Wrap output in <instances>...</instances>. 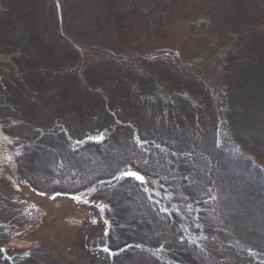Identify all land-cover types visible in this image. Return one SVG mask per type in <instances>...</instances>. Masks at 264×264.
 I'll use <instances>...</instances> for the list:
<instances>
[{"label": "rangeland", "instance_id": "374dc122", "mask_svg": "<svg viewBox=\"0 0 264 264\" xmlns=\"http://www.w3.org/2000/svg\"><path fill=\"white\" fill-rule=\"evenodd\" d=\"M103 1L92 0L94 8H91L87 5L89 0H82L80 5L76 0H46L53 11L58 41L48 43L42 39L38 46L44 45L45 48V45H48L55 48L58 42L69 46L78 56L74 64L79 67L78 71L73 66L79 73L76 77L61 74L63 72L57 70L47 74L42 72L39 74L41 76L37 75L36 79H33L32 75L36 72L34 69L31 73H22L23 68L19 72L16 60L23 63V59L20 60L18 56V53L22 52L10 45L16 39H26L27 31L18 20L12 25L5 24L0 29V43L6 47L5 52L0 50V264L3 260L13 263L32 255L41 257L39 264H106L104 257L106 254L113 260L114 251L103 243L110 226L105 214L107 203L102 198L91 197L104 181L102 179L97 180V183L89 181L92 178L90 173L106 172L107 161L96 152L102 154L108 149L104 143L107 140L109 126L114 127L111 125L112 122H107L108 113L112 112L113 119L120 121L118 116L121 112L118 108L130 109L129 111L141 118H138L142 120L139 121L141 128L156 129L159 134L173 139L172 144L175 146L188 149L195 167L200 163L202 167L205 166L203 169L206 170L202 169L205 173H212L209 161H213L214 158V142L221 144L222 139L225 140L226 130L223 122L227 118L225 115L227 109L223 104L220 107L217 103L220 95L218 84L213 83L210 78L215 75L217 77L216 67L221 59L228 58L235 39L227 32L204 34L200 30V26H204L206 20L212 18L215 0ZM257 2L264 12V0ZM1 3L2 0L0 11L3 9ZM81 9L91 18L90 27L74 25L71 22L72 15ZM110 18L117 20L115 25L111 24ZM58 48L60 47L54 50ZM32 50V58L35 59L32 63L37 64V61L40 62L42 59L40 49L34 45ZM107 63L110 65L106 66ZM212 64L213 69L208 67ZM203 68L205 69L198 70ZM206 71L207 75L203 73ZM15 73L21 78L18 93L20 98L8 88V82H14L12 76H15ZM188 79L202 82L205 90L210 88L217 107L214 126L211 119L212 123L200 122L198 129L192 131L191 127L182 128L170 122L167 125L158 115L152 118V115L158 114L159 111L157 102L163 103L170 96L176 98L175 86ZM87 84L105 87L96 88L98 91L103 90V94L98 91L92 92L93 95L90 92L84 93ZM166 86L173 88L172 94L166 90ZM50 90H55L56 93L71 90V94L74 95L73 101H85L89 102V105L93 101H99L101 104L102 96L103 104L99 109L92 104V107L87 105L86 108L80 107L74 112L70 109L61 110L68 114L69 119L55 116L51 121L53 129H48L38 120L35 112L31 114L26 112L29 108L35 107L34 102L37 103L40 97L45 98ZM23 92L31 97H22ZM228 92L231 96L232 90ZM109 98L113 99V101L110 99V105ZM26 100L33 104L29 106ZM114 101L118 103L117 106ZM18 106L23 109L20 113L17 111ZM86 119H89L88 122L92 121L94 125L92 129H89ZM117 120H113V123H118ZM61 121H67L66 125H62ZM80 126L84 129L82 130ZM211 132L214 133L213 138ZM61 133L80 139V141L71 139L75 144L71 148L84 147L82 145L85 143L94 144L89 147L87 145L84 152L68 155L69 159L63 163L59 162L60 152L54 153L51 157L49 153H42L38 149L36 153L26 150L27 146L32 148L39 143H52L54 146L53 143H60ZM98 144L102 148H96L95 145ZM225 146L233 154H240L234 140L229 139ZM66 153L67 149L65 155ZM28 154L34 156L35 163H30L32 168L29 166V170H24L23 163L25 155ZM56 156L59 158L55 159ZM72 159L80 169L75 170ZM128 172L143 177V182L125 175ZM213 173L215 174V171ZM125 177L158 188L154 179L130 165L118 168L111 183H118ZM211 178L214 181L211 187L216 204H220L226 218L237 221L238 236L244 239L250 237L264 240L262 239L264 223L258 222L259 220L252 215L249 218L245 217L244 213L248 212L239 209L240 206L238 207L234 196L226 192V188L222 189L224 184L217 183L214 176ZM57 192L68 196L69 201L51 200L48 204H43V201L48 202ZM77 204L81 205L79 208L85 210L86 214L80 228L70 229L69 241L72 242L76 255L66 256L63 260L60 255L55 254L57 246L43 247L40 242L43 234L37 231L46 226L48 229L58 230V227L61 228L60 225H65L61 219L63 216L69 218L65 223L75 222L71 214H74ZM207 205H212V202H207ZM51 251L56 256L55 259L51 257ZM147 252L137 251L130 259L134 264H141L145 261L151 262L149 257L151 252L161 256L160 250L147 248ZM163 259L168 261L167 257ZM120 261L119 259L117 263H124V260Z\"/></svg>", "mask_w": 264, "mask_h": 264}, {"label": "trees", "instance_id": "16d2710c", "mask_svg": "<svg viewBox=\"0 0 264 264\" xmlns=\"http://www.w3.org/2000/svg\"><path fill=\"white\" fill-rule=\"evenodd\" d=\"M81 1L76 0L78 5L82 3ZM1 4L3 9L0 11V29L5 24L12 25L18 20L27 31L26 39L10 42L13 43L10 45L12 48L22 52L18 53V56L20 60L23 59V63L16 60L19 72L22 68V73H31L35 70L33 79L42 72L47 74L57 70L63 72L61 74L79 76L77 72L79 67L74 66L78 56L69 46L60 42L58 46L56 45L60 47L58 50L48 45H45L46 50L44 45L38 46L42 39L48 43L58 41L53 11L46 0H2ZM87 5L94 8L92 0H89ZM263 13L257 0H215L212 18L206 20L204 26H200L204 34L227 32L235 39L228 58L221 59L216 67L217 77L215 75L210 78L213 83L218 84L220 95L217 103L220 107L223 104L227 109L225 114L227 118L223 122L226 130L225 140L222 139L221 144L214 142V158L213 161H209L211 165L209 169L212 173H205L203 171L206 170L203 169L205 166L202 167L200 163L195 167L188 149L176 145L179 147L177 148L172 144L173 139L159 134L156 129L141 128L142 120L129 111L130 109L118 108L121 115L116 116L120 118V121L113 119L112 112L106 116L107 122H112L111 125H114L112 128L109 126L107 140L104 143L108 148L107 153L96 152L97 155L105 157L106 172L102 174L92 172L90 173L92 178L89 179L90 182L95 183L99 179L104 181L103 185L96 190V194L92 193L91 197L102 198L107 203L105 214L110 226L103 243L108 245L115 255L113 260L108 257V254L104 255L106 264H119L117 263L119 259L124 260L122 264H134L130 257L137 251L148 253L147 248L160 250L161 256L151 252L149 256L151 262L145 261L141 264H264V240L239 237L237 221L225 217L220 204H216L211 187L214 183L211 177L214 176L217 183L224 184L222 189L226 188V192L234 196L238 207L240 206L239 209H245L248 212L244 213L245 217L249 218L252 215L259 220L258 222L264 223ZM90 20L88 13L82 9L75 12L71 18L74 25L82 24V27H90ZM109 20L112 25H115L117 21L115 18ZM34 45L40 49L42 57L40 62L36 60L37 64L32 63L35 60L32 58ZM0 50L6 51V47L1 43ZM110 64L113 63L110 62ZM110 64L107 63L106 66ZM73 66L77 68V71ZM208 67L213 69V64ZM203 73L207 75V71ZM16 75L15 73V76H12L14 82H8V88L18 94L21 78ZM45 78L48 79L43 77ZM68 86L71 87V85ZM98 87L105 89L100 85L87 84L84 87L86 91L83 92L92 94L98 91L96 90ZM175 87H177L174 88L177 89L174 92L176 98L170 96L163 103L157 102L159 111H157L158 114L154 113L152 118L158 115L167 125L170 122L182 128L191 127L192 131L198 129L200 122H211V119L214 126L217 107H215L216 102L213 101L210 88L205 90L202 82L196 79H188ZM166 88L170 93L173 91L172 87L166 86ZM70 91L56 93L55 90H50L45 98L40 97L37 103L34 102L35 107L29 108L26 113L35 112L38 120L42 121L46 128L53 129L51 121L55 116L69 119L68 114L61 110L70 109L74 112L77 108H86L87 105L92 107V104L97 109L102 107V96L101 104L99 101H93L89 105V102L73 101L74 95ZM228 91L232 93L231 96ZM98 92L103 94V90ZM21 96L31 97L24 92ZM17 98H20V95ZM110 99L113 101L109 98V105ZM26 101L29 106L33 104L29 100ZM206 104L207 107H205ZM115 105L117 106L118 103ZM19 106L18 113L23 111ZM79 120L81 122V119ZM88 120L86 119V122ZM113 120H117L118 123L114 124ZM66 122L60 123L66 125ZM151 122L150 120L149 123ZM92 124V121L88 122L89 129L94 126ZM80 127L84 129L83 126ZM212 132L210 134L213 138ZM69 133L72 134V132ZM59 137L60 143H53L54 146L52 143H39L32 148L27 146L26 150L36 153L38 149L42 153H49L51 157L54 153L60 152L61 161L59 162L63 163L69 159L68 155L84 152L87 145L89 147L94 144L85 143L82 145L84 147L71 148L75 145L71 139L78 141L80 139L64 136L62 133ZM229 139L237 143L240 154H233L226 148L225 144ZM95 147L102 148L99 144ZM25 156V163L22 162L23 168L29 170V166L32 168L30 163H35V159L30 154ZM58 158L59 156L55 157V159ZM72 161L75 170L80 169L73 159ZM123 165H130L133 169L147 174L156 181L158 188L130 177H125L118 183H111L114 174ZM60 199L66 201L68 196L57 192L49 199L50 201H43V204ZM209 201L212 205H207ZM76 206L74 214H71L75 222L65 223V220L69 218L63 216L61 219L65 225H60L61 228L58 227V230L48 229L46 226L37 231L43 234L40 237L43 247L57 246L55 254L60 255L63 260L66 256L76 255L72 242L69 241L70 229L80 228L86 214L85 210L80 209L81 205ZM76 210L80 212L76 213ZM51 257L56 258L52 251ZM162 257H167L168 261ZM40 260L41 257L32 255L30 258H23L13 263L3 260L2 264H26L27 261L28 264H39Z\"/></svg>", "mask_w": 264, "mask_h": 264}, {"label": "snow or ice", "instance_id": "6c2138e0", "mask_svg": "<svg viewBox=\"0 0 264 264\" xmlns=\"http://www.w3.org/2000/svg\"><path fill=\"white\" fill-rule=\"evenodd\" d=\"M125 175L133 176V177H135L137 180H140L141 182H143V177L137 175L136 173L128 172V173H125Z\"/></svg>", "mask_w": 264, "mask_h": 264}]
</instances>
